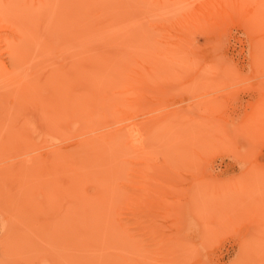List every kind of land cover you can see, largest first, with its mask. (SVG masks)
Returning <instances> with one entry per match:
<instances>
[{
	"label": "rangeland",
	"instance_id": "obj_1",
	"mask_svg": "<svg viewBox=\"0 0 264 264\" xmlns=\"http://www.w3.org/2000/svg\"><path fill=\"white\" fill-rule=\"evenodd\" d=\"M0 264H264V0H0Z\"/></svg>",
	"mask_w": 264,
	"mask_h": 264
},
{
	"label": "bare ground",
	"instance_id": "obj_2",
	"mask_svg": "<svg viewBox=\"0 0 264 264\" xmlns=\"http://www.w3.org/2000/svg\"><path fill=\"white\" fill-rule=\"evenodd\" d=\"M40 91V90H39ZM96 95V94H95ZM97 95H98V93H97ZM72 157V156H71ZM73 159V158H72ZM75 164V163H74ZM70 165H71V163H70Z\"/></svg>",
	"mask_w": 264,
	"mask_h": 264
}]
</instances>
